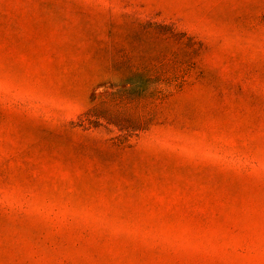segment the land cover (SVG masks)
Returning a JSON list of instances; mask_svg holds the SVG:
<instances>
[{
  "label": "rangeland",
  "instance_id": "obj_1",
  "mask_svg": "<svg viewBox=\"0 0 264 264\" xmlns=\"http://www.w3.org/2000/svg\"><path fill=\"white\" fill-rule=\"evenodd\" d=\"M0 264H264V0H0Z\"/></svg>",
  "mask_w": 264,
  "mask_h": 264
},
{
  "label": "trees",
  "instance_id": "obj_2",
  "mask_svg": "<svg viewBox=\"0 0 264 264\" xmlns=\"http://www.w3.org/2000/svg\"><path fill=\"white\" fill-rule=\"evenodd\" d=\"M91 110H92L91 111L92 115H90L89 119H99V120L103 119L105 121H108L109 123H113V124L123 128V125L118 120H116L113 117L111 118L110 116H108L107 111H103V109H98V108H94Z\"/></svg>",
  "mask_w": 264,
  "mask_h": 264
}]
</instances>
